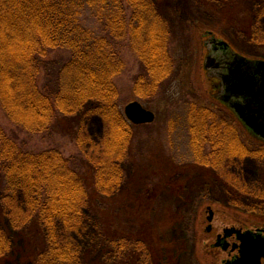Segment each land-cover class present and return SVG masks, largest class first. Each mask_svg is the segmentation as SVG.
Returning <instances> with one entry per match:
<instances>
[{
	"label": "trees",
	"instance_id": "1",
	"mask_svg": "<svg viewBox=\"0 0 264 264\" xmlns=\"http://www.w3.org/2000/svg\"><path fill=\"white\" fill-rule=\"evenodd\" d=\"M159 1L0 0L2 111L17 129L48 137L68 135L78 149L67 157L56 147L24 150L0 126V264L16 256L18 264H172L180 253L176 242H161L164 225L157 226L151 217L161 190L170 187L175 192L183 185L171 183L162 159L156 166L147 155L144 164L141 152L144 186L138 187L142 181L137 174L127 177L123 163L132 157L137 125L120 109L114 83L124 69L118 47L125 39L142 66L133 84V93L140 97L151 98L175 73L174 64L183 63L170 52L174 36ZM199 2L206 5L204 10L222 12L221 22H234L235 11L226 1L224 8L217 0ZM86 13L98 24L99 33L82 20ZM177 41L185 46L187 40ZM56 50H66L68 58L48 59ZM189 110L190 144L200 166L219 167L217 159L198 156L203 130L208 131L204 139L214 154L219 147L228 153L232 148L236 161L246 156L264 159V146L246 142L239 129L231 136L223 134V115L194 103ZM91 117L99 118L103 127L97 140L85 135L86 119ZM153 165L158 171L151 170ZM209 175L205 178L211 181ZM231 189L236 200L257 198L264 204L262 187ZM181 219V212H168L163 222L175 225ZM75 235L86 238L87 246L82 247ZM164 247L170 252L162 251Z\"/></svg>",
	"mask_w": 264,
	"mask_h": 264
},
{
	"label": "rangeland",
	"instance_id": "2",
	"mask_svg": "<svg viewBox=\"0 0 264 264\" xmlns=\"http://www.w3.org/2000/svg\"><path fill=\"white\" fill-rule=\"evenodd\" d=\"M218 6L224 8L225 1L232 5L234 22L229 23L222 21V12L211 13V10H204V7L199 0H160L159 9L165 17L173 41L169 45L170 52L173 55L178 54L183 60V63L174 64L175 73L172 77L167 76L159 87L157 86L156 93H153L151 98L140 97L137 93H133L134 79L138 74L142 73V66L138 57L130 47L128 39H125L118 51L120 57L124 62L123 71L115 76L114 83L118 90V104L123 111L124 105L130 101L137 100L141 102L146 108L155 113V119L151 123L139 124L135 127L134 137L131 141L132 157L123 163V168L127 177L133 173L140 177L138 187L141 189L144 186L143 177V163L141 158H145L144 164L151 155L155 159L157 153L164 163L165 158L170 155L176 162H189L193 159V151L191 148V130H190V103H198L212 107L209 93L214 86L213 80L208 76H200L204 73L202 70V58L206 54L204 42L207 40V34L213 32L215 35L227 39L233 43L236 50L250 58L264 57V14H260V5L264 4V0H217ZM263 1V2H261ZM222 10V9H220ZM260 10V11H259ZM130 12L127 11V16ZM224 13V12H223ZM92 29L98 32V24L93 18L86 13L82 16ZM198 29L194 30V27ZM190 36H193L192 38ZM184 45L178 43V39H183ZM194 38V39H193ZM175 50V51H174ZM69 56L66 50H56L51 52L48 59L64 60ZM141 76V75H139ZM44 72L40 73V81L43 82ZM145 87V86H144ZM141 87V88H144ZM154 89V90H155ZM87 120V121H86ZM85 135L90 136L93 140H97L102 136L103 127L99 118H87ZM0 126L6 134L13 136L18 144L24 149L31 152H39L53 147L59 148L60 153L64 156H71L77 152V146L68 135L54 134L51 137L42 134H32L17 129L5 116L0 106ZM242 137L246 142L262 143L255 141L251 135L245 130L238 127ZM83 136V133L81 134ZM145 156H138L139 153ZM169 155V156H168ZM148 161V160H147ZM159 160H156L158 163ZM176 161V162H175ZM187 164V163H185ZM184 170L175 177L183 188L173 192L170 187H166L158 194L155 201V211L152 214L154 224L159 226L162 223L163 230L159 232V237L163 243L176 242L180 253H176L175 260L172 264H211L209 255L214 252H219L211 248L213 235L220 231L223 227L229 226L230 222H237V224H244V227L255 225H264V217L250 219V216L263 215V203L258 202L257 198L251 200L242 199L240 202V215L244 218L239 221L231 217L229 210L219 209L218 213L210 222L212 231L206 232L205 227V207L203 204L206 201H222L229 202L236 199L232 195L231 186L242 191H254L256 188H264V159L257 160L253 157L246 156L241 161V166L236 168V175L226 173L224 170L218 171L223 180V184L216 183L215 188H210L208 180L202 176L201 172L204 169H194V165L181 167ZM146 170V168H144ZM151 170L158 171L156 166H151ZM161 173V172H159ZM235 173V172H234ZM242 174V177L239 174ZM182 174V175H181ZM152 180V179H151ZM153 181V180H152ZM257 184V185H256ZM208 185V186H206ZM206 186V187H205ZM245 187V188H244ZM124 189L123 186L120 188ZM249 189V190H248ZM228 209V208H227ZM16 213L18 212L15 210ZM181 212L183 219L178 221L175 225L170 222H163L165 213ZM244 211V212H243ZM222 212L227 213V217L222 215ZM163 219L160 221V215ZM231 218V220H230ZM159 222V225H158ZM11 236L15 237L17 234L5 221ZM60 226V224H58ZM74 238L82 246L88 244L86 238H81L75 235ZM18 244L22 245V238H18ZM165 253L170 252L169 248L164 247ZM175 253V250H173ZM220 256L222 255L221 252ZM219 254L217 255L220 258ZM223 256V255H222ZM91 257V262H92ZM15 261H8V264H18L19 259L16 256ZM90 262V263H91ZM212 264H215L212 263ZM217 264V261H216Z\"/></svg>",
	"mask_w": 264,
	"mask_h": 264
},
{
	"label": "flooded vegetation",
	"instance_id": "3",
	"mask_svg": "<svg viewBox=\"0 0 264 264\" xmlns=\"http://www.w3.org/2000/svg\"><path fill=\"white\" fill-rule=\"evenodd\" d=\"M263 2V1H261ZM260 9H262L260 14H264V4L260 5ZM207 40L204 42V48L206 49L205 56L201 59L202 62V70H204V73H201L200 76H208L211 80H213L214 86L211 88V93H209V99L211 100L212 107L197 104L201 107H205L209 109L210 111L217 112L219 115H223L225 118V128L226 130L223 132L225 135H232L236 133L238 127L245 130L249 135L252 136V138L262 143L261 146H264V138H261L255 134H253L244 124V122L238 117L237 112L234 109V103L237 100H243L241 97H236L231 92L227 91L229 84V65L230 63L235 59L237 56H242L245 59H248L249 61H255V60H261L264 61V57L260 58H250L242 53H239V51L236 50L235 46L232 42H230L227 39L221 38L217 35H215L213 32H209L207 34ZM228 78V80H227ZM155 114V113H154ZM155 119V118H154ZM154 121V120H153ZM209 123H205V125L208 126ZM204 125V123H203ZM206 133L208 131L203 130L201 131V140L198 143V156H202L203 159H211L210 161H215L217 159L219 167H212V165L209 168H204L207 166H200L199 163L195 162V157L193 154V159L189 162H176L174 164V158L170 155L169 157L165 158V169L171 175V183L177 184L176 182H179L178 180H175V177L179 176V173L181 171L184 172L185 169L181 167L191 166L194 165L196 168L194 169H204L202 170L201 174L202 176H205V174H210L211 181L208 179L209 187L215 188L216 183L219 182L220 185H222L224 182L222 180V176L218 174V171L224 170L226 173H230V175L233 173L236 175V168L238 164H241V161H236L237 157L236 155H232V148L229 149V153L226 151L225 148L219 147L218 150L214 153L211 152V144L204 139ZM224 135V136H225ZM229 140L232 138H228ZM221 145V143H220ZM225 146H228V143L225 142ZM224 147V146H222ZM229 148V147H228ZM160 157L156 153L155 154V160H159ZM238 162V164H236ZM187 163V164H185ZM156 162V166H157ZM210 171V172H209ZM235 172V173H234ZM182 175V174H181ZM240 175H242L240 173ZM222 177V178H220ZM208 186V185H206ZM205 186V187H206ZM203 204L205 207V223L206 232L210 233L212 231V226L210 222L213 220L214 216L218 213L221 215L218 210L224 209L229 210V214L232 218H234V221L241 222L242 219H256L259 218V216H250L248 217H239L241 213L240 210V202L235 201H229V202H222V201H206ZM228 208V209H227ZM244 212V211H243ZM222 215L227 217V213L222 212ZM252 217V218H251ZM231 220V218H230ZM232 221V220H231ZM262 221V220H261ZM231 224H228L229 226L223 227L220 231H217L213 235V240L211 243V248L214 250H218L219 252H214L213 255L210 256L211 264L217 261V264H264V225H255L250 227H244V224H237V222H230ZM242 239H248L251 241H259L262 243L263 248L255 249L254 251L248 252V257L243 258V248H242ZM219 254L220 258L217 257Z\"/></svg>",
	"mask_w": 264,
	"mask_h": 264
},
{
	"label": "water",
	"instance_id": "4",
	"mask_svg": "<svg viewBox=\"0 0 264 264\" xmlns=\"http://www.w3.org/2000/svg\"><path fill=\"white\" fill-rule=\"evenodd\" d=\"M229 84L227 91L243 100L234 103L238 117L255 135L264 138V61H249L236 56L229 65ZM228 80V78H227ZM123 113L132 124L151 123L155 114L139 101L133 100L125 104ZM243 258L248 252L263 248L259 241L242 239Z\"/></svg>",
	"mask_w": 264,
	"mask_h": 264
}]
</instances>
